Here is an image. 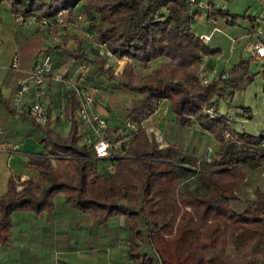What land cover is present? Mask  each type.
Returning a JSON list of instances; mask_svg holds the SVG:
<instances>
[{
	"label": "trees",
	"instance_id": "1",
	"mask_svg": "<svg viewBox=\"0 0 264 264\" xmlns=\"http://www.w3.org/2000/svg\"><path fill=\"white\" fill-rule=\"evenodd\" d=\"M1 1L14 18L22 16L39 25L45 20L54 22L59 14L64 16L65 27L73 19L77 24L87 22L93 46L104 44L111 60L94 47L95 60L86 58L80 43L76 51L66 53L97 66L98 75L118 82L115 88L134 98L122 112L123 129L108 126L111 143L124 142V153L113 161L111 175L103 172L93 149L80 144L71 94L63 112L70 122L66 138L51 130L49 114L47 123L40 126L26 112L20 113L38 129L45 153L28 156L39 177L30 179L20 192L14 178L8 179L7 190L0 196V245L10 238L12 213L50 212L53 198L63 194L72 209L100 225L123 217L129 232L127 257L136 264H264V188L240 190L249 174L264 165V156L250 150L264 135L235 132L229 120L216 113L214 100L231 101L237 87L253 76L250 66L255 57L239 59L230 67L229 77L201 84L203 57L218 56L219 51L194 34L192 24L198 11L187 0ZM217 17L227 19L231 26L238 19L222 9L208 13L206 19ZM121 61L124 66L116 76L114 69ZM155 63L157 67L145 79L135 71V67L145 70ZM261 73L264 76V65ZM160 101L170 108L178 127L194 125L218 143L212 160L199 162L194 169L203 190L183 186V178L193 173L185 161L194 159L180 155L169 143L160 150L143 128ZM4 106L15 113L5 101ZM209 109L212 114L207 113ZM127 123L138 129L132 138ZM235 201L242 206L237 207Z\"/></svg>",
	"mask_w": 264,
	"mask_h": 264
},
{
	"label": "crops",
	"instance_id": "2",
	"mask_svg": "<svg viewBox=\"0 0 264 264\" xmlns=\"http://www.w3.org/2000/svg\"><path fill=\"white\" fill-rule=\"evenodd\" d=\"M199 1L202 2V0ZM207 2V4H213V0H207ZM223 11L230 13L227 9ZM257 13L256 11L253 15H247L245 12L244 15L248 20L245 31L236 39H231L235 44L241 42L242 49L250 45V57H253V48L248 33L264 20V16L261 18ZM200 14L201 11H198L195 17ZM215 22L217 20L214 21V24L207 21L209 25L211 24L210 26H213L211 32L208 34L201 32L200 34L210 37L207 46L211 43L213 32L216 31L214 30ZM227 22L226 25H230ZM76 24L73 19V22L67 24L66 27L48 31L32 19L27 21L26 26H19L10 14L8 6L4 9V13L0 14V128L2 129V134H0V196L6 192L8 179L11 177L15 180L16 188L25 186L30 179L38 178V172L35 167L29 164L28 156L45 153L44 146L38 142L41 138L38 129L21 118L20 109L13 104L12 100L18 80L24 79L27 73L31 72L37 61V55L40 56L45 52L50 55L55 70L61 71L67 76L77 77L78 72L74 69H77L81 62L76 61L74 56L68 55L66 51H76L77 45L80 43L82 53L86 58L91 59L92 57H88L86 54L87 50H84L86 40L90 46L88 51L95 54L87 22ZM207 25L206 29L209 27ZM72 29L75 31L73 32ZM71 31L78 39L71 40L73 42L69 46L67 45V50L66 42H62L56 35L63 34V36L70 37ZM52 32L57 34L53 35ZM215 49L220 52L218 48ZM218 56L215 57L218 58ZM206 57L202 59V69L206 75L216 78L229 69L223 67L222 71H218L216 68L217 59L215 57L206 59ZM14 59H16V67L12 68ZM239 59H241L240 56ZM85 62L87 61L84 60L81 64ZM88 65L90 64L88 63ZM118 65L122 68L124 61L119 62ZM84 77L88 81L89 76L87 78L84 75ZM91 83L93 82L91 81ZM101 91L99 90V93ZM4 101L15 112L14 114L4 106ZM96 101L97 112L104 116L103 109L105 110L106 102L99 98ZM68 102L69 95L63 86L47 84L44 105L50 115L51 130L64 138L70 132V122L63 113ZM162 118L174 119L170 112L163 113L160 109L155 111L145 122L161 125ZM165 124H167L166 121L163 127L167 130L170 129V139H167L169 144L176 146L181 152V147L175 142L178 140L182 144L184 133L180 132L181 129L176 124H171V127L165 126ZM196 128L198 129V127ZM193 133L195 139L196 136L205 134V131L203 133L194 129ZM194 139L188 141V151L192 150L188 155L192 159L199 156ZM216 144L218 145L217 142ZM15 145L19 147V150L10 151ZM204 151H207V148H204L200 155L205 154ZM191 162L192 160L187 159L185 167L191 169ZM11 222L10 238L6 244L0 245V264H129V260L126 261L129 232L123 217L109 218L106 223L100 225L95 219L72 209L63 194H57L53 198V209L50 212H41V214L15 212L12 213Z\"/></svg>",
	"mask_w": 264,
	"mask_h": 264
},
{
	"label": "rangeland",
	"instance_id": "3",
	"mask_svg": "<svg viewBox=\"0 0 264 264\" xmlns=\"http://www.w3.org/2000/svg\"><path fill=\"white\" fill-rule=\"evenodd\" d=\"M210 1V0H208ZM2 2V1H1ZM203 4H207V0H202ZM213 3L217 10H229L231 14L238 16V19L236 21V24L234 26L226 25V19L223 17H217V22H215V26L218 29L217 31L213 32V35L211 37V43L209 44L210 49L218 48L220 50L218 58L216 62V68L218 71H222V68L225 67L226 69L229 68L227 71L229 72L231 65L234 63H237L239 60V56L241 59L245 58L248 59L251 56L250 51V45H248L246 48L242 49L241 42L234 43L231 39H236L240 34H242L243 31H245V27H247V19L244 17H241L245 12H247V15H253L256 11L258 12V16L262 18L264 16V0H213ZM7 7L6 2H2L0 6V14L4 13V9ZM209 23H211L209 21ZM206 21V14L201 11V14L194 19V23L192 24V30L196 36L200 37L201 32L208 34L211 32V29L213 26L207 25ZM206 25L209 26L206 29ZM74 32L75 30L72 29ZM72 31L69 34H72ZM53 35H56L57 33L52 32ZM67 34V33H66ZM63 36L56 35V37H60L61 41L66 42L65 47L67 48V45L69 46L72 44L74 38L78 39V37L74 34ZM85 48L87 56L92 57V60H95L96 55H93V53H90L88 51L89 49V43L85 40ZM61 47V45H60ZM93 48V47H92ZM68 50V48H67ZM94 50V49H93ZM93 55V56H92ZM41 57L37 55V60ZM211 58V57H208ZM207 59V57H206ZM229 60L226 64L225 62ZM86 64L89 63V67L87 70L80 71L83 75H86L88 79V83H91V85L95 86L98 91L102 90L101 93L98 92L96 96V100L99 98L101 101L106 102L105 110L103 109V114H105L107 124L110 128L113 130L116 127H121V130L123 129L121 125V119L123 118L122 112L123 110L128 109L133 101L134 96L132 94H129L123 90L116 89L118 82L112 81L107 75L102 74L101 76L98 75V67L95 65H92L89 61L85 62ZM225 64V65H224ZM82 64L80 63L79 66ZM264 65V59H260L259 57L255 58V61L251 63L250 66V74L253 75L250 80L244 81L241 85H239L234 93L233 98L230 100H226L224 98L215 97L216 104H215V111L220 116L226 117L229 120V125L231 129H233L237 133H248L251 136L254 137H260L261 135H264V90H263V77L261 70ZM79 66L77 69H74L79 73ZM157 67V64L151 65L148 69L141 70L138 67H135V71L138 73L139 76H141L142 79H145L146 76H149L153 73L155 68ZM209 78H212L209 76ZM102 95V96H99ZM227 103H230L228 106ZM246 113V116L244 114ZM174 117V116H173ZM163 122L161 125H158L157 123H149L148 121L145 122L146 127L149 126V128L154 127L159 129L163 132V137L167 143L168 138L170 135V129L167 130L163 127L164 122L166 121L169 127H171V124L175 125L173 122L174 119H163ZM181 133H184V140L182 144H180V141L178 140L175 142L179 147H181V153L180 155H188L192 150L188 151V144L190 139H194V129L199 132H203L201 129H197L194 125H190L189 128H180ZM204 133V132H203ZM201 133V134H203ZM200 134V133H198ZM204 135V136H203ZM202 136H196L194 141L197 144L198 147V158H194V162H191V166L193 167V173L190 175H186L183 178V186H185L187 189H197V190H203V184L199 180V177L195 174V170L198 168V161L204 162L206 159V154L208 149L211 150V153L209 155V161L212 160L214 153L219 150L218 145L216 144V141L213 139L212 136L207 134H203ZM170 139V138H169ZM204 148H207V151H204L205 154L200 155L202 153V150ZM199 161V162H200ZM206 163H208L206 161ZM248 183L242 187L240 190L241 192H249L250 189L253 187H259L264 188V165H262L258 169H254L248 177ZM235 205L237 207L242 206V202H236ZM129 260V262H128ZM126 261L129 264H135V262L131 261L126 257Z\"/></svg>",
	"mask_w": 264,
	"mask_h": 264
},
{
	"label": "built area",
	"instance_id": "4",
	"mask_svg": "<svg viewBox=\"0 0 264 264\" xmlns=\"http://www.w3.org/2000/svg\"><path fill=\"white\" fill-rule=\"evenodd\" d=\"M188 3L195 8L197 11H202L206 14L217 10L214 3L213 4H203L201 1L197 0H187ZM81 17H77V21H80ZM15 21L19 26H26L27 21L22 16H15ZM216 21L213 18L210 22L214 24ZM41 27L52 31L58 27H65L64 16L58 15L54 22L44 21ZM214 30L217 31L216 27ZM248 37L251 40V47L253 48V57L264 59V20L258 24L255 28L251 29L248 33ZM199 39L203 44L207 45L210 41L209 36L200 35ZM95 49H99V55L107 57L111 60V54L105 50L104 44L95 45ZM202 65V64H201ZM16 67V59L13 60L12 68ZM88 65L83 63L79 67V73L76 76H67L61 71L55 70L52 65V59L46 52L41 55V57L35 62L24 79L18 80V85L14 93L13 104L17 106L21 113L26 112L31 119H34L35 123L40 126H44L47 123L48 110L44 105V99L46 95L47 84H58L63 86L69 94L72 95L76 106L74 109V119L77 121L80 144L86 147L92 148L94 157L102 162V170L104 173L111 175L115 171V166L113 161L116 157L124 152L121 150L124 142H119L117 144H112L108 138L107 130L108 124L105 115H101L96 110V96L98 94V89L88 83L80 71L87 70ZM203 67V65H202ZM122 68L117 65L114 69V75L121 74ZM219 77L227 78L229 77V72L226 71L222 73ZM200 82L204 86L210 84L211 78L203 72L201 69ZM162 110L163 113L169 112L167 105L160 101L157 105V110ZM213 110L209 109L208 114H212ZM246 116V113L244 114ZM146 123L143 124V128L150 137V140L154 141L160 150H165L169 147V144L165 141L163 137V132L157 128L149 126L146 127ZM126 129L129 132V136L132 138L134 134L138 132L135 124H126ZM0 134H2V129L0 128ZM229 140H232L229 134L226 135ZM257 150L259 155L264 156V140L262 139L257 147L251 148L250 150ZM19 150L17 145L13 146L10 151L16 152ZM211 150L208 149L205 161H209V155ZM200 161V160H199ZM199 161L197 163H199ZM204 161V162H205ZM202 162V161H200ZM23 186H18L16 190L20 192Z\"/></svg>",
	"mask_w": 264,
	"mask_h": 264
}]
</instances>
